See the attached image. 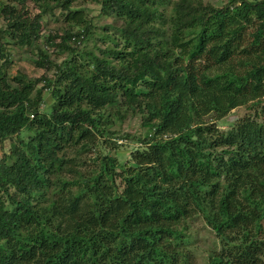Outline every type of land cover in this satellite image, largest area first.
<instances>
[{"label": "trees", "instance_id": "16d2710c", "mask_svg": "<svg viewBox=\"0 0 264 264\" xmlns=\"http://www.w3.org/2000/svg\"><path fill=\"white\" fill-rule=\"evenodd\" d=\"M260 223L264 0H0V264H264Z\"/></svg>", "mask_w": 264, "mask_h": 264}, {"label": "rangeland", "instance_id": "374dc122", "mask_svg": "<svg viewBox=\"0 0 264 264\" xmlns=\"http://www.w3.org/2000/svg\"><path fill=\"white\" fill-rule=\"evenodd\" d=\"M6 1V0H3ZM174 1V0H172ZM211 2H216V3H220L222 0H210ZM30 7H32L30 5ZM90 10V14L95 17L96 20H98L97 25H106L108 23L111 22L112 18H108V17H102L100 15H98V7L96 5H90L89 7ZM34 9V8H33ZM37 12H39V10L37 9ZM36 12V13H37ZM56 13V12H55ZM94 20V21H96ZM42 23L44 24V26L41 29V34H42V38L37 42V46L41 47L42 49H44L45 51H47L48 53H51V49L47 48L43 42L45 40L46 37H48V34L50 32L55 33V31L60 28L61 26H63L61 23H56L52 20V18L49 17H44ZM47 25V26H46ZM65 27V26H64ZM12 55L14 56L13 60H16V62H14V64L11 66L10 69V73L14 71V68L16 66H18V64L22 65L23 67H28V54H24L23 51H19L18 49L14 48V50L12 51ZM63 57L59 58L60 60H62ZM29 69V68H27ZM39 72H42V70H40ZM37 76H39L37 74ZM253 111H250L248 109H246L245 107H239L237 108L232 114H230V116H228V118L226 120H224L220 125H219V130L220 131H228L230 125L232 126L233 124H235L239 119L245 117L246 115H249L250 113H252ZM123 129L126 132H132V131H136L139 127V119H133L131 121H128L126 123L123 124ZM121 141H119L120 143ZM131 144V143H129ZM3 146L6 147V143H3ZM110 155H112L110 153ZM127 159L126 156L122 157V160ZM261 229L264 228V223H260ZM194 227L198 230L202 229L203 225L198 222L197 224L194 225ZM204 228V227H203ZM200 234L205 235V245L207 243L210 242V235L208 234V231H201L199 232ZM262 237V236H261ZM193 257V264H205V259L203 255L200 254H196Z\"/></svg>", "mask_w": 264, "mask_h": 264}, {"label": "clouds", "instance_id": "9594fccd", "mask_svg": "<svg viewBox=\"0 0 264 264\" xmlns=\"http://www.w3.org/2000/svg\"><path fill=\"white\" fill-rule=\"evenodd\" d=\"M112 21V20H111ZM109 24V23H108ZM107 25V24H106Z\"/></svg>", "mask_w": 264, "mask_h": 264}]
</instances>
